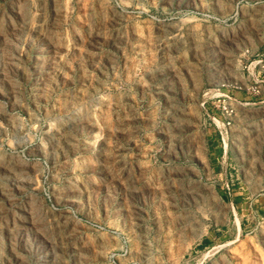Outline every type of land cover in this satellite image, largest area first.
I'll list each match as a JSON object with an SVG mask.
<instances>
[{
    "label": "rangeland",
    "instance_id": "374dc122",
    "mask_svg": "<svg viewBox=\"0 0 264 264\" xmlns=\"http://www.w3.org/2000/svg\"><path fill=\"white\" fill-rule=\"evenodd\" d=\"M0 264H264V0H0Z\"/></svg>",
    "mask_w": 264,
    "mask_h": 264
},
{
    "label": "bare ground",
    "instance_id": "6f19581e",
    "mask_svg": "<svg viewBox=\"0 0 264 264\" xmlns=\"http://www.w3.org/2000/svg\"><path fill=\"white\" fill-rule=\"evenodd\" d=\"M188 1H189V0H188ZM177 3H178V2H177ZM177 24H178V23H177ZM180 26H181V25H180ZM180 26H179V27H180ZM181 27H182V26H181ZM175 34H176V33H175ZM169 39H170V38H169ZM177 40H178V39H177ZM162 41H163V40H162ZM162 44H163V43H162ZM163 50H164V49H163ZM236 105H237V104H236ZM234 106H235V105H234ZM235 107H236V106H235ZM244 107H245V106H244ZM239 108H240V107H239ZM80 109H81V108H80ZM80 109H79V110H80ZM248 109H249V108H248ZM81 110H82V109H81ZM82 112H83V111H81V113H82ZM58 117H59V116H58ZM82 122H83V121H82ZM78 123H79V122H78ZM74 126H75V125H74Z\"/></svg>",
    "mask_w": 264,
    "mask_h": 264
},
{
    "label": "trees",
    "instance_id": "16d2710c",
    "mask_svg": "<svg viewBox=\"0 0 264 264\" xmlns=\"http://www.w3.org/2000/svg\"><path fill=\"white\" fill-rule=\"evenodd\" d=\"M203 243H204V244H206V243H207V241L205 240Z\"/></svg>",
    "mask_w": 264,
    "mask_h": 264
}]
</instances>
